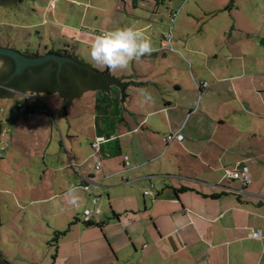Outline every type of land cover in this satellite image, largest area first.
<instances>
[{
	"label": "crops",
	"instance_id": "crops-1",
	"mask_svg": "<svg viewBox=\"0 0 264 264\" xmlns=\"http://www.w3.org/2000/svg\"><path fill=\"white\" fill-rule=\"evenodd\" d=\"M102 20L99 32L136 26L156 50L110 71L62 43L58 50L45 46L126 85L123 102L116 86L78 100L63 91L26 92L31 117L21 113L25 119L13 122L6 111L0 114L1 259L264 264V53L237 57L231 44L202 51L192 47L196 38L182 26L162 36L176 43L163 49L147 19L116 12ZM95 32L87 34L89 44ZM171 134L184 139L166 141ZM244 163L251 176L247 187L226 177ZM84 179L96 186L86 191L80 186ZM73 185L78 207L65 196ZM94 198L102 213L88 218L85 211L97 207ZM86 221L102 227H87ZM58 232L67 233L54 263L39 261L33 243H48ZM254 232L260 238H252Z\"/></svg>",
	"mask_w": 264,
	"mask_h": 264
},
{
	"label": "rangeland",
	"instance_id": "rangeland-1",
	"mask_svg": "<svg viewBox=\"0 0 264 264\" xmlns=\"http://www.w3.org/2000/svg\"><path fill=\"white\" fill-rule=\"evenodd\" d=\"M116 12L147 19L156 33L154 41L161 43L163 49L168 45L172 48L176 43L162 36L167 37L170 30L175 34L182 26L190 30L191 38H196L191 41L192 47L202 51L211 50L213 46L220 50L231 44L236 48L233 55L237 57L247 51L249 55L251 52L258 55L260 51L264 53V0H24L9 6L0 5V46L27 54L38 50L42 52L45 46L61 48L59 43H62V47L67 45L69 52L74 50L78 56L89 60L87 34L99 32L104 25L103 14ZM175 14L177 18L173 22ZM199 31L195 37L194 32ZM198 58L204 61L203 56ZM236 70L239 72V69ZM17 95L23 98L0 102L1 117L6 111L13 117V122L26 116L21 114V108L27 107L28 94ZM40 97L44 101L48 98L44 94ZM52 98L59 100L58 95ZM50 112L56 124L58 117L53 110ZM6 138L9 139L10 134L4 135L3 139ZM53 239L48 243H33L39 261L54 263L56 247ZM139 249H142L141 244ZM11 257L18 260V254ZM169 260L172 262L173 259ZM0 264H6L1 257Z\"/></svg>",
	"mask_w": 264,
	"mask_h": 264
},
{
	"label": "water",
	"instance_id": "water-1",
	"mask_svg": "<svg viewBox=\"0 0 264 264\" xmlns=\"http://www.w3.org/2000/svg\"><path fill=\"white\" fill-rule=\"evenodd\" d=\"M17 3V0H12L10 2L4 1L0 2V5L9 6ZM264 43V42H263ZM46 51V48L43 50ZM42 51V52H43ZM0 56L7 57L13 60L15 64V71L13 74L3 82L2 86L8 88L9 84H11L16 78L22 76L29 68H34L38 66L45 65L46 63L53 62L57 66L56 71V86L51 87L48 91H26V92H33V93H46L47 95H54L59 91H63L67 96L71 97L72 99L78 100L82 95L86 93H96L102 92L106 93L111 87H118L121 92V102H123V86H121L116 80L113 83H110L111 80L106 74L98 73L89 67L78 63V61L72 57L65 55L64 53L59 52H49L43 56H34L23 54L17 50L11 48H3L0 46ZM1 70V69H0ZM65 71H72L80 73V78L78 83L75 86H71L69 89H62L63 81L62 80V73ZM88 80L86 77H89ZM111 78V77H110ZM113 79V78H112ZM15 94H10L6 96H0V102L3 100H11L13 98L22 99L23 96L17 94H25L11 88H8ZM27 95V94H25ZM28 96V95H27ZM2 128V124L0 123V129Z\"/></svg>",
	"mask_w": 264,
	"mask_h": 264
},
{
	"label": "clouds",
	"instance_id": "clouds-1",
	"mask_svg": "<svg viewBox=\"0 0 264 264\" xmlns=\"http://www.w3.org/2000/svg\"><path fill=\"white\" fill-rule=\"evenodd\" d=\"M155 50L152 41L142 29L125 26L97 35L89 45V56L92 62L112 71L126 69L133 60L151 55ZM3 65L4 62L0 60V68H3ZM65 196L72 206H79L77 186H70Z\"/></svg>",
	"mask_w": 264,
	"mask_h": 264
},
{
	"label": "flooded vegetation",
	"instance_id": "flooded-vegetation-1",
	"mask_svg": "<svg viewBox=\"0 0 264 264\" xmlns=\"http://www.w3.org/2000/svg\"><path fill=\"white\" fill-rule=\"evenodd\" d=\"M5 1H12V0H5ZM24 0H17L18 3L23 2ZM44 52V51H43ZM41 50H38L34 53H27L28 55H34V56H43L47 53H49V50L46 49V51L43 53ZM65 55H68L65 51H62ZM59 52V53H62ZM69 56V55H68ZM4 62L3 68L0 70V82H2L3 76L7 73H9L12 69L11 65H9L6 61L2 60ZM52 64H55L53 62L46 63L43 68V71L40 72H30L29 68L22 76L19 77V85L18 87L23 88L24 90H30V91H48L51 87L56 86L57 77H54V72L56 71L54 68H52ZM38 66V67H42ZM51 66V67H49ZM80 78V73L78 72H72V71H65L62 73V80L63 86L62 89H69L71 86H75ZM88 80L89 77H86ZM81 79V78H80ZM3 84V83H2ZM0 83V96H6L10 94H15L12 91H10L8 88H11L7 86L8 88L2 86ZM13 89V88H11ZM16 90V89H13ZM19 91V90H16ZM21 92V91H19Z\"/></svg>",
	"mask_w": 264,
	"mask_h": 264
},
{
	"label": "built area",
	"instance_id": "built-area-1",
	"mask_svg": "<svg viewBox=\"0 0 264 264\" xmlns=\"http://www.w3.org/2000/svg\"><path fill=\"white\" fill-rule=\"evenodd\" d=\"M54 1H57V0H54ZM53 4H54V2L51 3V6ZM176 17H177V14H175L173 16V22H174ZM168 38H171V36H169ZM202 86L204 88L207 87V83H204ZM21 113H24V114L27 113V115L29 117L32 116V114L29 112L28 108H22ZM183 139H184V136L181 134H171L166 138V141H173V140L183 141ZM93 147L95 149H98V143L94 144ZM127 165H129V163H127ZM95 168L97 171H100L101 170V164L98 163ZM226 177L229 180L242 182L244 187H247L251 183L250 170H249V167L247 166V164H245V163L241 164L237 168L227 170ZM80 186H82L87 191L90 189V186H96V183L92 182L90 180L84 179L82 181V183L80 184ZM241 193H244V190H242ZM146 194H148V193L146 192ZM93 203L97 206L95 208V210L87 209L84 213V215L88 218L92 215H100L102 213L101 209L99 208L100 200L98 198H94ZM251 236H252V238L258 239V238H260V233L254 232L251 234Z\"/></svg>",
	"mask_w": 264,
	"mask_h": 264
},
{
	"label": "trees",
	"instance_id": "trees-1",
	"mask_svg": "<svg viewBox=\"0 0 264 264\" xmlns=\"http://www.w3.org/2000/svg\"><path fill=\"white\" fill-rule=\"evenodd\" d=\"M4 1H5V0H0V2H4ZM0 60H4V61H6V62H7L9 65H11V67H12L11 71L3 76L2 82H0V83L2 84V83L5 82V81H6V80H7V79L13 74V72L15 71V64H14L13 60H11V59H9V58H7V57L0 56ZM49 67H51V66H49ZM43 68H44V66H42V67H34V68H31L29 71H30V72H40V71H43ZM52 68H54V69L56 70V69H57L56 64H52ZM56 71H57V70H56ZM56 71L54 72V77L56 76ZM107 76L109 77L108 74H107ZM109 79L111 80L110 83H113V82L115 81L114 79H112V78H110V77H109ZM55 84H56V83H55ZM18 85H19V77L16 78L11 84H9V87H11V88H13V89H16V90H19V91H21L22 93H26L27 90H24L23 88L18 87ZM125 86H126V85H124L123 87H125ZM124 89H125V88H124ZM187 191H188V189H187ZM116 217H117V216H116ZM84 224H85L87 227H93V226L102 227V224H96V223H93V222H91V221H86ZM1 225H2V219H1V211H0V227H1ZM66 233H67V232H58V233L56 234L55 238L53 239L54 246L56 247V254H55V256H53V259H55L56 255H57V246H58V244H59V241H60V239H61L63 236L66 235Z\"/></svg>",
	"mask_w": 264,
	"mask_h": 264
}]
</instances>
